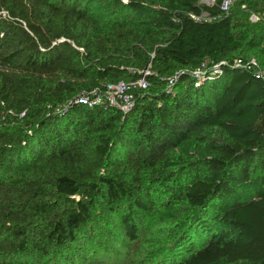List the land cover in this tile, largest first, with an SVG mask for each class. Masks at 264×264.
I'll use <instances>...</instances> for the list:
<instances>
[{"label": "trees", "instance_id": "obj_1", "mask_svg": "<svg viewBox=\"0 0 264 264\" xmlns=\"http://www.w3.org/2000/svg\"><path fill=\"white\" fill-rule=\"evenodd\" d=\"M232 1L0 0V264H264V85L235 64L264 69V0ZM121 83L127 109L78 103Z\"/></svg>", "mask_w": 264, "mask_h": 264}, {"label": "rangeland", "instance_id": "obj_2", "mask_svg": "<svg viewBox=\"0 0 264 264\" xmlns=\"http://www.w3.org/2000/svg\"><path fill=\"white\" fill-rule=\"evenodd\" d=\"M123 92L124 88L122 86H117L109 89V92L107 93L110 101L116 107L119 106L121 108L128 102V99L127 97H125ZM120 100H123L124 103L121 104ZM155 247H158V245H156ZM128 248L129 250H126L122 257H120V259H118L119 256H115L113 255V253L110 257V254L106 255L105 252L102 251L100 252V256L95 257V260L93 262L92 260L90 261L88 259L85 264H157L159 262V260L154 259L156 258V250L153 249V246L150 243H144V240H139L136 243L128 244Z\"/></svg>", "mask_w": 264, "mask_h": 264}, {"label": "built area", "instance_id": "obj_3", "mask_svg": "<svg viewBox=\"0 0 264 264\" xmlns=\"http://www.w3.org/2000/svg\"><path fill=\"white\" fill-rule=\"evenodd\" d=\"M206 4H212L210 1H204ZM232 3L233 1L232 0H224L223 4H222V7H221V10L225 13H227L230 9V7L232 6ZM250 21L252 23H258L261 21V17L255 13H251L250 15ZM235 64L237 66H241V67H244L246 68L247 70H249L257 80L261 81L264 85V69L261 67L260 63L258 61H256L255 59H252L251 61H249V63L246 65L244 64L241 60H238L235 62ZM200 71H197L195 72V76H197L199 74ZM138 85L141 87V88H146L147 87V83L144 79H142ZM119 87H123L124 88V92L128 89V87H126V85L124 83H121L119 85H117ZM117 86H114V87H117ZM113 88V86H109L108 87V91L107 93L109 92V89ZM123 92V93H124ZM104 94V95H92V96H86V97H83L81 98L78 103H81L83 104L84 106H87V107H90V108H94V107H103V106H106L107 103L110 104V106H113V107H116L115 105H113V103L110 101V98L108 96V94ZM122 99V98H120ZM128 99V97H127ZM124 100V99H123ZM123 100H120L121 104H123ZM128 101V100H127ZM119 102V103H120ZM128 103V102H127ZM128 104L126 105H123V107H116V108H120V109H127V106Z\"/></svg>", "mask_w": 264, "mask_h": 264}]
</instances>
